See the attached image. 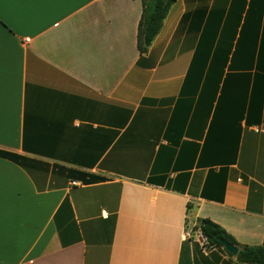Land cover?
Wrapping results in <instances>:
<instances>
[{"label":"crops","instance_id":"crops-1","mask_svg":"<svg viewBox=\"0 0 264 264\" xmlns=\"http://www.w3.org/2000/svg\"><path fill=\"white\" fill-rule=\"evenodd\" d=\"M142 12L0 0V264H239L201 219L264 246V0H174L145 54Z\"/></svg>","mask_w":264,"mask_h":264},{"label":"trees","instance_id":"trees-1","mask_svg":"<svg viewBox=\"0 0 264 264\" xmlns=\"http://www.w3.org/2000/svg\"><path fill=\"white\" fill-rule=\"evenodd\" d=\"M174 0H143V12L139 23L138 48L145 54L162 29L169 8ZM200 231L208 247L216 246L225 250L230 256H236L239 264H264V246H241L221 226L209 219H201ZM225 239L237 246V255L229 253L220 243Z\"/></svg>","mask_w":264,"mask_h":264},{"label":"water","instance_id":"water-1","mask_svg":"<svg viewBox=\"0 0 264 264\" xmlns=\"http://www.w3.org/2000/svg\"><path fill=\"white\" fill-rule=\"evenodd\" d=\"M220 243L223 245V247L231 254L237 255L239 252V248L231 243H229L225 239H220Z\"/></svg>","mask_w":264,"mask_h":264},{"label":"built area","instance_id":"built-area-1","mask_svg":"<svg viewBox=\"0 0 264 264\" xmlns=\"http://www.w3.org/2000/svg\"><path fill=\"white\" fill-rule=\"evenodd\" d=\"M25 42H26V43H29V42H30V38H26V39H25ZM257 131H258V130H257ZM78 184H79V183H77V182H74V183H73V185H78Z\"/></svg>","mask_w":264,"mask_h":264},{"label":"rangeland","instance_id":"rangeland-1","mask_svg":"<svg viewBox=\"0 0 264 264\" xmlns=\"http://www.w3.org/2000/svg\"><path fill=\"white\" fill-rule=\"evenodd\" d=\"M194 230H195V229H194ZM194 230H192L191 233H190L192 238H195V234H196V233H195ZM204 246H207V245L205 244Z\"/></svg>","mask_w":264,"mask_h":264}]
</instances>
